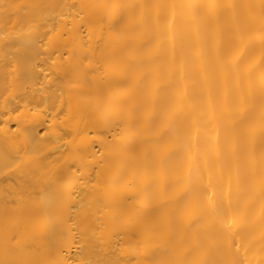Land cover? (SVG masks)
I'll use <instances>...</instances> for the list:
<instances>
[{
    "label": "bare ground",
    "instance_id": "obj_1",
    "mask_svg": "<svg viewBox=\"0 0 264 264\" xmlns=\"http://www.w3.org/2000/svg\"><path fill=\"white\" fill-rule=\"evenodd\" d=\"M0 264H264V0H0Z\"/></svg>",
    "mask_w": 264,
    "mask_h": 264
}]
</instances>
